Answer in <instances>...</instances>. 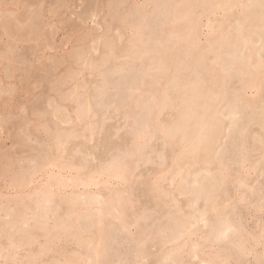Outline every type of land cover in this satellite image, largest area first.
Returning <instances> with one entry per match:
<instances>
[{
  "label": "rangeland",
  "instance_id": "374dc122",
  "mask_svg": "<svg viewBox=\"0 0 264 264\" xmlns=\"http://www.w3.org/2000/svg\"><path fill=\"white\" fill-rule=\"evenodd\" d=\"M221 1L222 5L216 4V0H0V250L4 248L6 251L7 248L11 250L10 252L7 251V253L5 250L2 251L1 255L3 254L4 256L0 258V264H13L15 260H27L29 257L35 258L37 253L40 257L39 252L41 250L43 251L41 252L42 254L40 253L43 264H47L52 257H61V254H69L68 252L71 250L80 251L84 256L88 255L86 259L89 260L88 257L92 253L86 254L89 252L83 249L86 246L85 239L87 237L85 236L89 235L90 237L91 232L94 231L95 233L100 227H103L102 229L100 228L101 232L103 229L105 230V232L103 230L100 239L105 238L100 241L101 245L103 244L101 248L103 252L100 251V248L98 252V255L99 253L101 255L106 253V258L99 256L101 261L103 260L102 262L119 261L126 258L135 260L137 258L138 251L121 234L123 226L120 220L124 214H120V212L125 213L126 210L131 212L132 209L131 207L125 209L122 193L120 190L118 192V189L114 187L118 182L112 181L111 185L101 183L100 189L102 191L100 193L103 196L101 204L89 202L88 205L78 200L79 198L77 199V193L85 191V188L80 185L77 189L66 188L64 192L62 191L63 193H60L59 197L56 192H53L59 198V201L51 205L47 201L48 204H46L45 199L41 201L42 203L39 202L41 200L40 197H46L41 190L43 195L37 190L39 196L34 197L33 195L37 194L36 191L33 194V190L30 187L21 188L18 185H23L25 178L38 168L31 163L30 157L33 155L34 149L25 143L24 136L30 133L34 138L43 141L46 138L48 127L54 130L53 143H55V137H61L67 145L66 151L59 150L54 152L51 159L54 157L53 161L55 160L54 162L56 163L58 162L62 165L67 163L69 165L66 166L69 167L76 165L75 168L78 167L79 169V163L85 158V155H94V158L102 159L114 147L123 148L131 144L132 137L122 130L130 128L134 124H142L150 126L152 129H157L165 125H175L184 122L181 125L185 124L183 126L190 131L191 140H196L199 135L201 122H207L210 126L209 140L202 148L204 151L201 149L197 158L174 157L171 148L166 150V154H168V169H166L165 176L167 177L168 188L176 193L178 199L187 200L191 198L195 200V197H203L204 200H210L211 205L215 202L212 206H215L217 201L222 205H227L229 201L237 196V191L241 186L240 181L243 180L248 188L255 189L256 199L252 207L242 205L234 208L237 223L243 225L241 226V238L243 237L244 239H240L239 243L242 245L248 244L250 236L252 239L250 232L253 228L255 231L253 235H258L264 225V220L261 219L258 207L261 183H264V167H262L264 165V114H262L264 99L261 97L260 90L258 92L248 91L247 94H244V98H241L239 92L242 93V88L250 84L259 72L261 73L260 66L262 60H264V8H261L260 0ZM205 5L208 6L206 7ZM207 11H210V15L213 18L210 22L213 23L211 24L216 31L214 30L215 34L213 36H215L211 39L212 41L207 43V48L203 49L193 39L191 42L189 41L188 34H186L187 31L183 27L187 25L189 19H198L204 13L208 14ZM238 20H240L239 23ZM173 26L178 29H174ZM135 28L141 31L136 34L133 32ZM171 29L175 32L171 31ZM259 40H263V42ZM94 47L95 51H93ZM97 53L99 54L97 55ZM164 59L166 60L165 62ZM97 60L100 63H96ZM80 73H83V75H79ZM69 74L74 79H69ZM60 82H62V85L71 84V88L60 90L58 87ZM74 87L76 88L74 89ZM196 88L198 90H195ZM97 89L102 90V95H97ZM182 91L184 94H182ZM73 93H76L75 100L72 99ZM191 98L193 99L191 100ZM251 101L253 102L251 103ZM235 102L239 103L240 110L243 113V134L237 129L232 130V133L229 132L228 127L221 124L219 122L220 118L217 116L218 112L227 115L230 104ZM21 109H24V111L21 112ZM39 121H43V123H38ZM133 122L134 124H132ZM29 124L32 126L29 127ZM151 148H155L154 150L157 152L165 151L163 145L158 142L153 143ZM169 152L170 154L172 152V154L170 155ZM59 155H61V158ZM225 166L226 169H224ZM190 169H198V171L191 173L193 181L199 175L198 186L186 183L189 180ZM142 171L145 176L150 174L160 176V174L157 175L160 173L159 170L154 169L151 165H142ZM178 171L180 173L181 171L183 172L185 183L182 185L180 180L177 179L176 187L173 189L172 179H169L173 175H169V173L177 172L175 173L176 175L173 174L179 177ZM24 172L27 173L25 174ZM70 173L75 176L76 171L73 169L70 172L65 169L59 174H63L61 176L66 178ZM78 173L81 178L86 179V176L80 170ZM23 176L25 177L23 178ZM58 177L63 178L59 175ZM16 179L23 180V182L20 183ZM12 181L13 188L10 187ZM160 181L162 185L165 183L164 176H161ZM134 188H136L135 191ZM20 189L21 191L25 189L26 192L24 190L21 194ZM92 191H96V187L92 186ZM16 192H19V194L17 195ZM120 193L122 200L119 198ZM131 193L135 196L139 195L136 200L140 211L144 212L146 209L151 211L157 208L158 205L155 199L144 196L143 190L139 186L131 188ZM117 196L119 199L115 200ZM107 198H109L110 206ZM31 199H34V202ZM120 200L123 203V207H121L122 203ZM16 201L22 205L19 206L20 203L18 204ZM107 202L108 204H106ZM12 203L14 204L12 205ZM37 203H40L39 206ZM35 204H37V209ZM26 205L27 207H25ZM116 205L118 206L116 207ZM187 206L185 203V208ZM203 206L201 204V207ZM94 207L96 210H94ZM43 208L44 210H42ZM98 208L102 209L105 217L101 213V209ZM160 208L167 214V209L163 205H160ZM12 209L15 212L10 211ZM93 210L94 212H92ZM5 211H8L6 215ZM31 211H34L33 215H31L33 221L31 217L29 218ZM45 211L49 212L48 217L41 218ZM110 211H112V214ZM113 212L115 215L117 212L119 213L117 216H113ZM98 213H101L102 219H104L103 222L105 221L104 223L107 226L102 224L98 228L97 225L94 230L93 227H90L92 224H97ZM119 214L122 216L118 217ZM19 216L21 218H18ZM25 216L29 218L28 229L25 228V223L22 222L26 218ZM28 218L24 221L27 222ZM95 218H97L96 222L94 221ZM45 221L47 225L44 224ZM257 223H259V227H256L255 224ZM69 226L71 229H69ZM144 227L146 230H151L150 227L152 226L148 224ZM84 229L87 233H84ZM77 230H79L80 234L76 232ZM120 230L121 232H119ZM23 231L34 233L37 236L33 237L32 241H29L32 242L29 243V246L26 245L20 251H17V256L13 258L11 254L14 249L16 251V246L11 247V244L15 242L14 245H16V240L18 243L23 242L21 241V236H19L24 234ZM262 231H264V228ZM44 235L46 236L44 237ZM50 235H53V237H50ZM50 238L52 242H50ZM45 242L48 243L50 249ZM81 243L83 248H81ZM119 243L122 244L119 245ZM45 246L50 251L43 250L42 248ZM125 247L126 249H124ZM83 250L86 251L84 252ZM45 251L46 253H44ZM256 251L260 256H258L260 260V254L264 252V249H261L258 244ZM92 256L93 259L96 257L93 254ZM252 257L251 259L256 261L254 253ZM93 259L92 261H95L98 258ZM193 260H195V257H193Z\"/></svg>",
  "mask_w": 264,
  "mask_h": 264
},
{
  "label": "snow or ice",
  "instance_id": "6c2138e0",
  "mask_svg": "<svg viewBox=\"0 0 264 264\" xmlns=\"http://www.w3.org/2000/svg\"><path fill=\"white\" fill-rule=\"evenodd\" d=\"M260 6L264 8V0H260ZM140 31L137 28L133 29L136 34ZM93 50L95 51V47ZM260 70L262 74L260 91L264 99V60L261 62ZM69 79H74L71 74ZM58 87L60 90L70 89L71 84L62 85L60 82ZM96 92L98 96L102 95L101 89H97ZM72 95L75 100L76 93ZM23 111L24 109H21V112ZM217 116L220 118L219 122L228 127L229 132L237 129L243 134V113L238 102L230 104L227 115L217 113ZM31 126L29 124V127ZM122 131L132 137V142L127 147L116 146L107 152L103 159L87 155L80 161V172L89 178L85 181V191L77 193V196L85 205H88L90 201L99 202L103 196L100 193V181L97 178L102 179L107 176L108 179L104 182L109 185L113 178L118 182L114 187L121 191L125 209L128 207L132 209L131 212L126 210L121 218L123 225L121 234L138 251L137 258L111 262L84 259L79 262H61V264H264V252H261L258 262L251 259L254 240L250 238L247 245L239 243L242 229L234 215V208L242 205L254 206L255 189L248 188L241 180L237 196L227 205H221L217 201V204L212 206L211 201L204 200L203 197L195 200L178 199L176 193L169 190L166 182L165 170L168 169L166 151L157 152L151 148L153 143L158 142L165 150L171 148L174 156L198 157L209 140L210 127L207 122H201L196 140H191L189 131L179 123L157 129L134 124ZM53 139L54 130L50 127L43 141L34 138L30 133L24 136L25 143L34 149L30 157L34 166L39 167L56 151H66L67 145L61 137H55V143ZM142 165H151L154 169H158L161 176H164L165 183L163 185L160 183L161 176L143 175ZM194 171L198 169H190L189 180L186 183L198 186L199 175L196 176L195 181L191 178V173ZM177 179L182 185L185 183L182 171L179 177L172 176L173 189L176 187ZM93 185L96 186V191H92ZM136 186L143 190L144 196L155 199L157 208L140 212L136 196L129 191ZM52 203L54 201L49 200V204ZM185 203L188 205L187 208ZM201 204L204 206L201 207ZM160 205L167 209V214L161 210ZM258 207L261 219L264 220V183H261ZM147 224L152 226L151 230L145 229L144 226ZM27 227L28 225H25V228ZM20 236L23 241V234ZM259 247L264 249V231L260 235ZM13 264H43V261L41 259L15 260Z\"/></svg>",
  "mask_w": 264,
  "mask_h": 264
},
{
  "label": "bare ground",
  "instance_id": "6f19581e",
  "mask_svg": "<svg viewBox=\"0 0 264 264\" xmlns=\"http://www.w3.org/2000/svg\"><path fill=\"white\" fill-rule=\"evenodd\" d=\"M197 1V0H196ZM226 1V0H225ZM243 1V0H242ZM248 1V0H247ZM182 2V1H181ZM205 2H207V1H205ZM210 2V1H209ZM217 2V3H216ZM216 2H214V3H216V4H218V5H222V1L221 0H216ZM233 2V1H232ZM162 3V2H161ZM171 3V2H170ZM241 3V2H240ZM185 4V3H184ZM227 4V3H226ZM233 4V3H232ZM141 5V4H140ZM241 5V4H240ZM135 6V5H134ZM206 6V5H205ZM208 6V5H207ZM206 6V7H207ZM244 6V5H243ZM153 7V6H152ZM174 7V6H173ZM194 7V6H193ZM202 7V6H201ZM180 8V7H179ZM231 8V7H230ZM176 9V8H175ZM218 9H219V7H218ZM216 10V9H215ZM231 10V9H230ZM175 11V10H174ZM188 11V10H187ZM147 12V11H146ZM198 12V11H197ZM205 12V11H204ZM208 12V11H207ZM218 12V11H217ZM178 13V12H177ZM206 13V12H205ZM203 14V15H201L198 19H192V20H190L189 19V22L187 23V25L186 26H184L183 28H185V30L187 31V33L186 34H188V37H189V41L191 42V40L193 39L194 41H196V43L197 44H199L200 46H201V48H203V49H205V48H207L206 46H207V43L208 42H210V41H212L211 39H213L214 38V36H213V34H215L214 33V27H213V23L212 22H210V21H212L213 20V18L211 17V15H210V11L208 12V14ZM213 13V12H212ZM221 13H223V12H221ZM198 14V13H197ZM180 15V14H179ZM182 15H184V14H182ZM186 15V14H185ZM193 15V14H192ZM221 15V14H220ZM236 17V16H235ZM178 18V17H177ZM190 18V17H189ZM243 18V17H242ZM241 18V19H242ZM168 19V18H167ZM176 19V18H175ZM174 20V19H173ZM220 20V19H219ZM175 21H177V20H175ZM226 21H227V19H226ZM236 21V20H235ZM239 21L240 20H238V23H239ZM187 22V21H186ZM216 22V21H215ZM148 23H150V22H148ZM171 23V22H170ZM212 23V24H211ZM217 23V22H216ZM248 23V22H247ZM137 24V23H136ZM176 24V23H175ZM234 24V23H233ZM170 25V24H169ZM183 25V24H182ZM3 26V25H2ZM127 26V25H126ZM250 26V25H249ZM251 26H252V24H251ZM134 27V26H133ZM171 27V26H170ZM182 27V26H181ZM234 27V26H233ZM173 28H174V26H173ZM237 28V27H236ZM249 28V27H248ZM254 28V27H253ZM116 29H118V28H116ZM151 29V28H150ZM163 29V28H162ZM174 29H178L177 27H175ZM234 29V28H233ZM238 29V28H237ZM171 31H173L172 29H171ZM185 31V32H186ZM216 31V30H215ZM227 31V30H226ZM253 31V30H252ZM255 31V30H254ZM173 32H175V31H173ZM173 32H171V33H173ZM180 32V31H179ZM221 32V31H220ZM257 32V31H256ZM103 33V32H102ZM101 34V33H100ZM102 35V34H101ZM256 35V34H255ZM91 36V35H90ZM106 36V35H105ZM183 36V35H182ZM244 37V36H243ZM250 37V36H249ZM185 38H186V36H185ZM220 38V37H219ZM227 38V37H226ZM240 38V37H239ZM177 39V38H176ZM105 40V39H104ZM135 40V39H134ZM184 40V39H183ZM217 40V39H216ZM236 40V39H235ZM161 41V40H160ZM250 41V40H249ZM260 42H263V40L261 41V40H259ZM135 42V41H134ZM159 42V41H158ZM165 42V41H164ZM233 42V41H232ZM145 43V42H144ZM222 43H223V41H222ZM108 45V44H107ZM137 45H139V44H137ZM144 45V44H143ZM170 45V44H169ZM222 45V44H221ZM223 45H226V44H223ZM247 45V44H246ZM109 46V45H108ZM157 46H159V45H157ZM175 46V45H174ZM173 46V47H174ZM247 47V46H246ZM168 48V47H167ZM232 48H234V47H232ZM257 48V47H256ZM171 49H173V48H171ZM142 50V49H141ZM161 50H163V49H161ZM166 50H168V49H166ZM207 50V49H206ZM248 50V49H247ZM94 51V50H93ZM160 51V50H159ZM184 51V50H183ZM256 51V50H255ZM165 52V51H164ZM174 52V51H173ZM176 52H177V50H176ZM209 52V51H208ZM142 53V52H141ZM188 53V52H187ZM159 54V53H158ZM169 54V53H168ZM175 54V53H174ZM224 54V53H223ZM237 54H238V52H237ZM103 55V54H102ZM101 55V56H102ZM106 55V54H105ZM141 55V54H140ZM139 55V56H140ZM165 55V54H164ZM189 55V54H188ZM89 56V55H88ZM145 56V55H144ZM185 56V55H184ZM197 56V55H196ZM218 56V55H217ZM127 57V56H126ZM132 57V56H131ZM131 57H130V59H131ZM198 57V56H197ZM208 57V56H207ZM238 57V56H237ZM101 58V57H100ZM118 58V57H117ZM121 58V57H120ZM123 58V57H122ZM191 58V57H190ZM189 58V59H190ZM213 58V57H212ZM242 58V57H241ZM263 58V57H262ZM109 59V58H108ZM134 59V58H133ZM137 59H139V58H137ZM184 59V58H183ZM218 59V58H217ZM260 59V58H259ZM92 60H93V58H92ZM122 60V59H121ZM177 60V59H176ZM241 60V59H240ZM90 61V60H89ZM107 61V60H106ZM161 61V60H160ZM166 60L164 59V62H165ZM178 61V60H177ZM225 61H227V60H225ZM255 61V60H254ZM257 61V60H256ZM97 62H99L98 60L96 61V63ZM102 62V61H101ZM105 62V61H104ZM129 62V61H128ZM163 62V63H164ZM173 62V61H172ZM176 62V61H175ZM199 62V61H198ZM211 62V61H210ZM228 62V61H227ZM91 63V62H90ZM100 63V62H99ZM103 63V62H102ZM167 63V62H166ZM218 63V62H217ZM94 64V63H93ZM169 64V63H168ZM173 64V63H172ZM179 64V63H178ZM89 65V64H88ZM91 66H92V64H90ZM97 65V64H96ZM102 65V64H101ZM100 65V66H101ZM162 65V64H161ZM224 66V65H223ZM93 67H95V66H93ZM117 67V66H116ZM115 67V68H116ZM138 67V66H137ZM177 67V66H176ZM226 67H228V66H226ZM129 68V67H128ZM143 68V67H142ZM186 68V67H185ZM213 68V67H212ZM97 69V68H96ZM140 69V68H139ZM154 69V68H153ZM157 69V68H156ZM223 69V68H222ZM231 69V68H230ZM112 70H113V67H112ZM152 70V69H151ZM163 70H165V69H163ZM179 70V69H178ZM110 71V70H109ZM143 71V70H142ZM100 72V71H99ZM104 72V71H103ZM131 72V71H130ZM214 72V71H213ZM230 72V71H229ZM241 72V71H240ZM101 73V72H100ZM110 73V72H109ZM144 73V72H143ZM147 73V72H146ZM174 73V72H173ZM211 73V72H210ZM231 73V72H230ZM242 73V72H241ZM72 74V73H71ZM75 74V73H74ZM90 74V73H89ZM99 74V73H98ZM130 74V73H129ZM212 74V73H211ZM80 75V74H79ZM96 75V74H95ZM144 75V74H143ZM183 75V74H182ZM226 75V74H225ZM104 76V75H103ZM133 77V76H132ZM153 77V76H152ZM162 77V76H161ZM169 77V76H168ZM158 78V77H157ZM165 78V77H164ZM171 78V77H170ZM174 78V77H173ZM127 79V78H126ZM130 79H131V77H130ZM142 79V78H141ZM167 79H169V78H167ZM188 79V78H187ZM220 79V78H219ZM82 80V79H81ZM158 80V79H157ZM178 80V79H177ZM182 80V79H181ZM213 80V79H212ZM261 80H262V74L259 72L255 77H254V79H253V81L250 83V84H248V85H246V86H244L242 89H243V92L242 93H240L239 92V94H241V98H244V94H247V92L248 91H259L260 90V84H261ZM90 81V80H89ZM96 81V80H95ZM112 81V80H111ZM224 81V80H223ZM234 81V80H233ZM103 82H105V81H103ZM108 82V81H107ZM144 82V81H143ZM155 82V81H154ZM183 82V81H182ZM136 83V82H135ZM166 83V82H165ZM164 83V84H165ZM210 83V82H209ZM77 84V83H76ZM85 84V83H84ZM88 84H90V83H88ZM152 84V83H151ZM159 84V83H158ZM183 84V83H182ZM228 84V83H227ZM230 84V83H229ZM83 85V84H82ZM113 85V84H112ZM129 85V84H128ZM84 86V85H83ZM141 86H142V84H141ZM229 86V85H228ZM130 87V86H129ZM185 87V86H184ZM220 87V86H219ZM76 87H74V89H75ZM78 88V87H77ZM80 88V87H79ZM193 89V88H192ZM200 89V88H199ZM58 90V89H57ZM89 90V89H88ZM195 90H198L197 88L195 89ZM211 90V89H210ZM66 91V90H65ZM65 91H63V92H65ZM75 91V90H74ZM73 91V92H74ZM156 91V90H155ZM162 91V90H161ZM185 91H186V89H185ZM225 91V90H224ZM150 92V91H149ZM203 92V91H202ZM126 93V92H125ZM200 93V92H199ZM79 94V93H78ZM92 94H93V92H92ZM147 94V93H146ZM169 94V93H168ZM182 94H184L183 93V91H182ZM125 95V94H124ZM123 95V96H124ZM150 95V94H149ZM181 95V94H180ZM79 96V95H78ZM129 96V95H128ZM146 96V95H145ZM176 96H178V95H176ZM195 96V95H194ZM80 97V96H79ZM87 97V96H86ZM93 97V96H92ZM98 97V96H97ZM136 97V96H135ZM157 97V96H156ZM167 97V96H166ZM218 98H219V96H217ZM123 98V97H122ZM130 98V97H129ZM150 98V97H149ZM228 98V97H227ZM73 99V98H72ZM124 99V98H123ZM154 99H155V97H154ZM193 98H191V100H192ZM199 99V98H198ZM209 99V98H208ZM50 100V99H49ZM71 100V99H70ZM105 100V99H104ZM219 100V99H218ZM240 100V99H239ZM64 101V100H63ZM149 101H150V99H149ZM176 101V100H175ZM179 101V100H178ZM189 101V100H188ZM194 101V100H193ZM217 101V100H216ZM261 101V100H260ZM82 102V101H81ZM84 102V101H83ZM123 102V101H122ZM221 102V101H220ZM253 101H251V103H252ZM128 103V102H127ZM137 103V102H136ZM179 103V102H178ZM205 103V102H204ZM203 103V104H204ZM207 103V102H206ZM242 103V102H241ZM56 104V103H55ZM59 104V103H58ZM105 104H106V102H105ZM181 104V103H180ZM190 104V103H189ZM220 104V103H219ZM249 104V103H248ZM262 104V103H261ZM89 105V104H88ZM177 105V104H176ZM227 105V104H226ZM164 106V105H163ZM201 106V105H200ZM207 106H208V104H207ZM110 107V106H109ZM204 107V106H203ZM227 107H228V105H227ZM57 108V107H56ZM75 108V107H74ZM107 108H108V106H107ZM195 108V107H194ZM88 109V108H87ZM150 109V108H149ZM71 110V109H70ZM108 110V109H107ZM120 110V109H119ZM146 111H147V109H145ZM186 110V109H185ZM213 110V109H212ZM67 111V110H66ZM112 111V110H111ZM117 111V110H116ZM144 111V110H143ZM159 111V110H158ZM206 111V110H205ZM216 111V110H215ZM61 112V111H60ZM64 112V111H63ZM77 112V111H76ZM84 112V111H83ZM82 112V113H83ZM87 112V111H86ZM188 112V111H187ZM242 112V111H241ZM261 112V111H260ZM75 113V112H74ZM144 113H145V111H144ZM149 113V112H148ZM189 113V112H188ZM207 113V112H206ZM205 113V115H207ZM216 113V112H215ZM219 113V112H218ZM193 114V113H192ZM65 115V114H64ZM68 115V114H67ZM92 115H93V113H92ZM99 115V114H98ZM158 115H160V114H158ZM205 115H204V117H205ZM246 115V114H245ZM75 117H76V115H74ZM102 116V115H101ZM197 116V115H196ZM200 117V116H199ZM210 117V116H209ZM44 118V117H43ZM60 118V117H59ZM72 118H73V116H72ZM103 118V117H102ZM123 118H124V116H123ZM191 118H192V116H191ZM194 118H196V117H194ZM251 118V117H250ZM58 119V118H57ZM79 119V118H78ZM193 119V118H192ZM261 119V118H260ZM70 120V119H69ZM101 121H102V119H100ZM136 120V119H135ZM179 120H181V119H179ZM202 120V119H201ZM247 120V119H246ZM255 120V119H254ZM264 120V119H263ZM208 121V120H207ZM67 122V121H66ZM69 122V121H68ZM143 122V121H142ZM145 122V121H144ZM182 122V121H181ZM204 122V121H203ZM244 122V121H243ZM63 123V122H62ZM96 123V122H95ZM128 123H129V121H128ZM137 123V122H136ZM177 123V122H176ZM182 123H184V122H182ZM181 123V124H182ZM198 123H199V121H198ZM197 123V124H198ZM253 123V122H252ZM99 124V123H98ZM132 124H134V122L132 123ZM210 124H211V122H210ZM94 125V124H93ZM130 125V124H129ZM140 125V124H139ZM142 125V124H141ZM183 125H185V124H183ZM251 125V124H250ZM166 126V125H165ZM195 126H197V125H195ZM212 126H213V124H212ZM211 126V127H212ZM222 126V125H221ZM88 127V126H87ZM101 127V126H100ZM103 127V126H102ZM210 127V126H209ZM248 127V126H247ZM198 128V127H197ZM217 128V127H216ZM215 128V129H216ZM221 128V127H220ZM60 129V128H59ZM252 129V128H251ZM104 130V129H103ZM197 130V129H196ZM225 130V129H224ZM234 130V129H233ZM260 130H261V128H260ZM70 131H71V129H70ZM73 131V130H72ZM91 131V130H90ZM193 131H195V130H193ZM219 131V130H218ZM56 132V131H55ZM78 132V131H77ZM190 132V131H189ZM248 132V131H247ZM262 132V131H261ZM27 133V132H26ZM73 133V132H72ZM76 133V132H75ZM196 133V132H195ZM232 133V132H231ZM56 134V133H55ZM190 134V133H189ZM192 134H193V132H192ZM211 134V133H210ZM65 135V134H64ZM71 135V134H70ZM102 135H104V134H102ZM254 135V134H253ZM257 135V134H256ZM72 136V135H71ZM211 137H212V135H210ZM247 136V135H246ZM82 137V136H81ZM86 137V136H85ZM84 137V138H85ZM258 137V136H257ZM20 138V137H19ZM64 138H65V136H64ZM86 138H88V137H86ZM91 138H92V136H91ZM129 138V137H128ZM259 138H261V137H259ZM24 139V138H23ZM240 139V138H239ZM242 139V138H241ZM244 139V138H243ZM103 140V139H102ZM132 140V139H131ZM22 141V140H21ZM125 141H126V139H125ZM128 141V140H127ZM215 141V140H214ZM108 142V141H107ZM124 142V141H123ZM210 142V141H209ZM244 142V141H243ZM256 142V141H255ZM81 143H83V142H81ZM117 143V142H116ZM131 143V142H130ZM224 143V142H223ZM103 144V143H102ZM209 144V143H208ZM225 144V143H224ZM230 144V143H229ZM228 144V145H229ZM239 144V143H238ZM111 145V144H110ZM85 146V145H84ZM97 146V145H96ZM100 146V145H99ZM209 146V145H208ZM220 146V145H219ZM232 146V145H231ZM79 147H81V146H79ZM87 147V146H86ZM89 147V146H88ZM249 147V146H248ZM111 148V147H110ZM260 148V147H259ZM96 149V148H95ZM155 149V148H154ZM210 149V148H209ZM245 149H246V147H245ZM93 150V149H92ZM203 150V149H202ZM244 150V149H243ZM259 150V149H258ZM80 151V150H79ZM82 151H83V149H82ZM166 151V150H165ZM204 151V150H203ZM227 151V150H226ZM58 152V151H57ZM105 152V151H104ZM107 152V151H106ZM59 153H61V152H59ZM76 153V152H75ZM87 153H89V152H87ZM92 153V152H91ZM97 153H98V151H97ZM101 153V152H100ZM203 153V152H202ZM227 153V152H226ZM55 154H57V153H55ZM77 154V153H76ZM93 154V153H92ZM169 154H170V152H169ZM171 154H172V152H171ZM170 154V155H171ZM204 154V153H203ZM202 154V155H203ZM217 154V153H216ZM220 154H222V153H220ZM231 154V153H230ZM81 155V154H80ZM168 155V154H167ZM223 155V154H222ZM256 155V154H255ZM56 156V155H55ZM60 156V158H61V155H59ZM94 156V155H93ZM97 156V155H96ZM233 156V155H232ZM261 156V155H260ZM28 157V156H27ZM26 157V158H27ZM85 157H86V155H85ZM98 157H100V158H102L101 156H98ZM175 157V156H174ZM243 157V156H242ZM241 157V158H242ZM59 158V157H58ZM80 158V157H79ZM197 158V157H196ZM206 158V157H205ZM223 158V157H222ZM53 159H54V157H53ZM53 159H46V161L45 162H42V164L38 167V168H34L35 170L34 171H32L30 174H29V176L27 177V178H25V180H24V183H23V185H20V184H18L21 188L22 187H25V188H27V187H30L33 191H32V193L34 194V191H36V193L38 192L37 190H41L42 192H43V194H44V196H46V197H40V203H42L41 201L43 200V199H45V202L47 201V202H49V200H52V201H54V202H58L59 200V198H57L56 196H55V193H53V192H56V195L59 197V195H60V193H63L64 192V190L66 189V188H69V187H71V188H73V189H77L78 188V186L80 185V186H83L84 188H85V181H87L88 180V176H86V179L84 180L83 178H81V175L78 173V171H79V169H78V167L77 168H75V166L74 167H69V166H66V165H69V164H65V165H62V164H59L58 162L56 163V162H54L53 161ZM103 159V158H102ZM176 159V158H175ZM174 159V160H175ZM262 159V158H261ZM59 160V159H58ZM63 160H65V159H63ZM173 160V161H174ZM258 160V159H257ZM264 160V159H263ZM56 161H57V158H56ZM60 161V160H59ZM194 161V160H193ZM241 161V160H240ZM254 161V160H253ZM177 162V161H176ZM208 162V161H207ZM223 162V161H222ZM226 162V161H225ZM65 163V162H64ZM74 163V162H73ZM188 163V162H187ZM71 164V163H70ZM80 164V163H79ZM205 164V163H204ZM226 164V163H225ZM72 165V164H71ZM185 165H188V164H185ZM184 165V166H185ZM197 165V164H196ZM206 165H207V163H206ZM248 165V164H247ZM247 165H246V167H247ZM181 166V165H180ZM192 166V165H191ZM233 166V165H232ZM8 167V166H7ZM194 167H195V164H194ZM197 167V166H196ZM256 167V166H255ZM1 168V167H0ZM31 169V168H30ZM55 169H56V172H55ZM65 169H68V171H70L71 172V170H75L76 171V173H75V176H72L71 175V173H70V175L68 176V177H64V176H61V175H63V174H59V173H61L63 170H65ZM224 169H226V166H225V168ZM241 169V168H240ZM249 169V168H248ZM22 170V169H21ZM152 170V169H151ZM178 170V169H177ZM187 170H188V168H187ZM214 170V169H213ZM233 170V169H232ZM24 171V170H23ZM236 171V170H235ZM249 171V170H248ZM21 172V171H20ZM19 172V173H20ZM55 172V173H54ZM151 172V171H150ZM165 172H166V170H165ZM179 172V174H180V171H178ZM221 172V171H220ZM223 172V171H222ZM15 173V172H14ZM18 173V174H19ZM22 173V172H21ZM25 173V172H24ZM23 173V174H24ZM27 173V172H26ZM25 173V174H26ZM174 173V172H173ZM172 173V175H174L175 173H177V172H175L174 174ZM212 173H213V171H212ZM263 173V172H262ZM55 174H57L56 176H55ZM160 173H158L157 175H159ZM167 174V173H166ZM217 174V173H216ZM231 174V173H230ZM256 174V173H255ZM260 174V173H259ZM15 175H17V173H15ZM21 175V174H20ZM52 175H54V176H52ZM58 175L60 176V177H63L62 179L61 178H59L58 177ZM176 175V174H175ZM184 175V174H183ZM207 175V174H206ZM240 175H242L241 173H240ZM258 175V174H257ZM1 176V175H0ZM160 176H161V174H160ZM246 176V175H245ZM13 177H15L14 175H13ZM18 177V176H17ZM21 177V176H20ZM25 176H23V178H24ZM205 177V176H204ZM208 177V176H207ZM263 177V176H262ZM22 178V177H21ZM239 178V177H238ZM20 179V178H19ZM99 181H100V184L101 183H104V184H106L104 181H106L107 179H108V177L107 176H105V177H103L102 179L101 178H97ZM169 179L171 180L172 178H171V176L169 177ZM15 180V179H14ZM17 180V179H16ZM17 181H19L20 183H22L23 182V180H17ZM112 181H115V179L113 178V180ZM163 181V180H162ZM117 181H115V183H116ZM161 182V181H160ZM231 182V181H230ZM171 183V182H170ZM256 183V182H255ZM17 184V183H16ZM162 184V183H161ZM210 184V183H209ZM214 184H216V183H214ZM230 184H232V183H230ZM12 185H13V181H12V183H11V186H10V184H9V186L10 187H12ZM113 185H114V183H113ZM18 186V187H19ZM94 187H96L95 185H93ZM169 186V185H168ZM218 186V185H217ZM2 187V186H1ZM14 187V186H13ZM12 187V188H13ZM17 187V186H16ZM191 187V186H190ZM201 187V186H200ZM207 187V186H206ZM210 187H211V184H210ZM214 187H216V186H214ZM232 187V186H231ZM5 188V187H4ZM29 188V189H30ZM71 188H69V189H71ZM180 188H181V186H180ZM197 188V187H196ZM219 188V187H218ZM19 189V188H18ZM18 189H17V191H18ZM135 189L136 188H134V191H135ZM214 189V188H213ZM229 189V188H228ZM13 190V189H12ZM25 190V189H24ZM24 190L22 189V191L24 192ZM130 190V192H131V188L129 189ZM176 190H177V188H176ZM186 190H187V188H186ZM185 190V191H186ZM200 190V189H199ZM230 190V189H229ZM257 190V189H256ZM22 191H21V189H20V192H21V194H22ZM41 191L39 192L40 194H42L41 193ZM63 191V192H62ZM102 190L100 189V192H101ZM228 191V190H227ZM258 191V190H257ZM25 192H26V190H25ZM29 192V191H28ZM31 192V191H30ZM52 192V193H51ZM118 192H119V190H118ZM211 192V191H210ZM209 192V193H210ZM234 192V191H233ZM17 193V195L19 194V192H16ZM16 193H13V194H16ZM112 193V192H111ZM116 193H117V191H116ZM142 193V192H141ZM180 193V192H179ZM23 194H25V193H23ZM42 194V195H43ZM204 194V193H203ZM227 194V193H226ZM258 194V193H257ZM28 195H30V194H28ZM28 195H26V196H28ZM39 196V194L37 193V194H35V195H33L34 197L35 196ZM73 195V194H72ZM115 195V194H114ZM117 195H118V193H117ZM141 195V194H140ZM178 195V194H177ZM190 195V194H189ZM193 195V194H192ZM69 196H70V194H69ZM76 196V195H75ZM109 196V195H108ZM116 196V195H115ZM139 195H137L136 197H138ZM213 196V195H212ZM17 197V196H16ZM114 197V196H113ZM12 198V197H11ZM27 198V197H26ZM105 198V197H104ZM119 198H121V193H120V196H119ZM118 198V196L115 198V200H118L119 199ZM141 198V197H140ZM195 198H197V197H195ZM204 198H206V197H204ZM35 199V198H34ZM34 199H31L32 201L34 200ZM77 199H78V197H77ZM108 199V202H109V198H107ZM114 199V198H113ZM112 199V201H114ZM22 200H23V198H22ZM63 200V199H62ZM72 200V199H71ZM74 200H75V198H74ZM79 200V199H78ZM110 200H111V198H110ZM121 200H122V198H121ZM120 200V202L122 203V201ZM14 201V200H13ZM17 201H19V200H17ZM16 201V202H17ZM37 201V200H36ZM111 201V202H112ZM140 201V200H139ZM153 201V200H152ZM227 201V200H226ZM257 201V200H256ZM12 202V201H11ZM29 202V201H28ZM34 202V201H33ZM46 202V204H48ZM67 202H69V201H67ZM91 202V201H90ZM108 202L106 203V204H108ZM228 202V201H227ZM18 203V202H17ZM16 203V204H17ZM20 203V202H19ZM18 203V204H19ZM23 203V202H22ZM30 203V202H29ZM40 203H37L38 204V206H39V204ZM103 203H105V202H103ZM124 203V202H123ZM123 203L121 204V207H123L122 205H123ZM156 203V202H155ZM6 204V203H5ZM14 203H12V205H13ZM23 204H25V203H23ZM37 204H35V208L37 207L36 205ZM73 204V203H72ZM91 204V203H90ZM97 204H101V201H99V202H97ZM187 204V203H186ZM213 204H215V202L213 203ZM212 204V205H213ZM2 205V204H1ZM7 205H9V204H7ZM22 204L20 203V205L19 206H21ZM44 205V204H43ZM55 205V204H54ZM58 205V204H57ZM112 205V204H111ZM125 205V204H124ZM144 205V204H143ZM151 205V204H150ZM222 205V204H221ZM10 206V205H9ZM18 206V207H19ZM109 206H110V202H109ZM118 205H116V207H117ZM142 206V205H141ZM146 206V205H145ZM153 206V205H152ZM156 206V205H155ZM17 207V206H16ZM25 207H27V205L25 206ZM24 207V208H25ZM33 207V206H32ZM52 207V206H51ZM56 207H58V206H56ZM103 207V206H102ZM101 207V208H102ZM106 207H108V206H106ZM115 207V206H114ZM120 207V208H121ZM4 208V207H3ZM11 208V207H10ZM40 208H41V206H40ZM50 208V207H49ZM101 208H98V209H101ZM113 208V207H112ZM130 208V207H129ZM142 208V207H141ZM257 208V207H256ZM6 209V208H5ZM37 209V208H36ZM92 209V208H91ZM103 209V208H102ZM102 209H101V213H102ZM109 209H111L110 207H109ZM144 209V208H143ZM24 210V209H23ZM26 210H27V208H26ZM33 210V209H32ZM42 210H44V208L42 209ZM81 210V209H80ZM87 210V209H86ZM94 210H96V208L94 207ZM94 210L92 211V212H94ZM104 210H105V208H104ZM147 210V209H146ZM164 210V209H163ZM255 210H257V209H255ZM10 211H13V209L12 210H10ZM29 211V210H28ZM52 211V210H51ZM64 211V210H63ZM90 211V210H89ZM116 211H118L117 209H116ZM123 211V210H122ZM3 212V211H2ZM6 212H8V211H5V215H6ZM13 212H15V211H13ZM12 212V213H13ZM22 212V211H21ZM35 212H37V211H35ZM53 212V211H52ZM52 212H50V213H52ZM66 212H67V210H66ZM70 212V211H69ZM91 212V211H90ZM100 212V211H99ZM106 212V211H105ZM111 212V214H112V211H110ZM109 212V213H110ZM115 212V211H114ZM114 212H113V216L115 215L114 214ZM124 212V211H123ZM140 212H142V211H140ZM24 213H25V211H24ZM33 213H34V211L32 212L31 211V213H30V216H29V218L31 217V215H33ZM48 211H45L42 215H41V218H47L48 217ZM96 213V212H95ZM101 213L99 214V217H98V220H97V224H92L90 221H92V220H90L89 222L92 224V226L90 227V228H92L93 227V229L95 230L96 228L95 227H97V225H98V228L103 224V226H107L104 222H103V220L104 219H102V216H101ZM108 213V215H110ZM119 212H117V214H118ZM166 213V212H165ZM20 214V213H19ZM71 214V213H70ZM73 214H74V212H73ZM72 214V215H73ZM88 214H89V212H88ZM98 214H96L97 216H98ZM103 214V213H102ZM117 214L115 215V216H117ZM120 214H124V213H121L120 212ZM118 215V217H120V216H122V215ZM21 215H22V213H21ZM20 215V216H21ZM29 215V214H28ZM55 215V214H54ZM64 215V214H63ZM62 215V216H63ZM68 215H69V213H68ZM71 215V216H72ZM82 215V214H81ZM89 215H91V214H89ZM88 215V216H89ZM106 215H107V213H106ZM239 215V214H238ZM17 216V215H16ZM18 217V218H21V217ZM52 216V215H51ZM65 216V215H64ZM66 216H67V214H66ZM75 216V215H74ZM87 216V215H86ZM93 216V215H92ZM103 216H104V214H103ZM26 217V216H25ZM24 217V218H25ZM37 217V216H36ZM60 217V216H59ZM105 217V216H104ZM111 217H112V215H111ZM117 217V218H118ZM17 218V219H18ZM26 218H28V217H26ZM26 218L25 219H23L22 220V222L23 223H25V225H28L27 223H28V221H29V218L27 219V222H25L26 221ZM35 218V217H34ZM38 218V217H37ZM117 218H116V220H117ZM239 218H240V215H239ZM254 218V217H253ZM76 219V218H75ZM91 219V218H90ZM97 218H95L94 219V221L96 220ZM11 220V219H10ZM25 220V221H24ZM31 220H32V217H31ZM50 220V219H49ZM67 220V219H66ZM77 220H78V218H77ZM239 220V219H238ZM20 221V220H19ZM33 221V220H32ZM35 221V220H34ZM41 221V220H40ZM69 221V220H68ZM258 221V220H257ZM36 222H37V219H36ZM62 222V221H61ZM96 222V221H95ZM103 222V223H102ZM120 222H121V220H120ZM241 222H242V220H241ZM15 223V222H14ZM47 222L45 221L44 222V224H46ZM54 223V222H53ZM7 224V223H6ZM80 224V223H79ZM89 224V223H88ZM105 224V225H104ZM241 224V223H240ZM14 225V224H13ZM36 225V224H35ZM47 225V224H46ZM46 225H45V227H46ZM49 225V224H48ZM69 225V224H68ZM77 225H78V223H77ZM148 225V224H147ZM256 225V227H259L260 225H259V223H257V224H255ZM51 226V225H50ZM64 226V225H63ZM81 226V225H80ZM123 226V225H122ZM241 226H243V225H241ZM29 227V226H28ZM59 227V226H58ZM86 227V226H85ZM21 228V227H20ZM56 228V227H55ZM60 228V227H59ZM63 228V227H62ZM78 228V227H77ZM82 228H83V226H82ZM101 228V227H100ZM99 228V230H97L95 233H94V231L93 232H91V231H88V232H91V235H90V237H89V235H87V236H85V237H87L86 239H85V245L86 246H84V248H83V245H82V240H81V248H83V249H86L87 250V252H89V253H86V254H90V253H92L93 255H95L96 257H94V259H97V260H99L100 258H99V256L101 255L100 253H99V255H98V252H99V248H100V251H102V245H101V243H100V241H102V240H104L103 238H102V240H100L101 239V236H102V232H103V230H102V232H101V229L103 228H101L100 229ZM112 228V227H111ZM113 228H114V225H113ZM119 228V227H118ZM120 228H121V226H120ZM151 228V227H150ZM263 228H264V225H263ZM263 228L261 229V231H259V233H258V235L257 236H255V235H253V233L255 232L254 231V228L252 229V231L250 232V231H248V232H250V235H252V240H254V242H255V244H254V250H253V253H254V255H255V259H256V261L258 262L259 261V259H258V256H259V254L257 253V251H256V247H257V245L260 243V235H261V232H262V230H263ZM11 229V228H10ZM28 229V228H27ZM33 229V228H32ZM40 229V228H39ZM65 229V228H64ZM69 229H71L70 228V226H69ZM76 229V228H75ZM74 229V230H75ZM149 229V228H148ZM2 230V229H1ZM59 230V229H58ZM80 230V229H79ZM79 230H77L76 232L77 233H79L78 231ZM82 230V229H81ZM90 230V229H89ZM3 231V230H2ZM30 231V230H29ZM44 231V230H43ZM53 231V230H52ZM83 231V230H82ZM86 230L84 229V233H87V231L85 232ZM107 231V230H106ZM111 231V230H110ZM24 232V231H23ZM62 232H64V231H62ZM71 232V231H70ZM81 232V231H80ZM104 232H105V230H104ZM119 232H121V230L119 231ZM243 232L245 233V231L243 230ZM48 233H50V232H48ZM58 233H59V231H58ZM92 233H94L93 235H92ZM117 233V232H116ZM54 234V233H53ZM56 234H57V231H56ZM64 234V233H63ZM80 234V233H79ZM79 234H78V237H79ZM81 234H83L82 232H81ZM115 234V233H114ZM248 234V233H247ZM257 234V233H256ZM4 236V235H3ZM20 236V235H19ZM35 236H37V235H35L34 233L32 234V233H28L27 231L26 232H24V234H23V238H25L24 240H23V242L21 243H18V241L16 240V239H14V240H16V251H15V249L13 250V253L11 254V256L14 258L15 256H17V249H21L22 247H24V246H26V245H28L29 246V243H32V242H29V241H32V239H33V237H35ZM46 235H44V237H45ZM56 236V235H55ZM42 237V236H41ZM48 237V236H47ZM50 237H53V235L51 236L50 235ZM57 237V236H56ZM68 237V236H67ZM72 237H74V236H72ZM77 237V236H76ZM77 237V238H78ZM119 237V236H118ZM120 238V237H119ZM119 238H116V239H119ZM123 238H124V236H123ZM250 238H251V236H250ZM18 239L20 240V238L18 237ZM31 239V240H30ZM112 239V238H111ZM122 239V238H121ZM125 239V238H124ZM242 240L244 239L243 237L241 238ZM10 240V239H9ZM56 240H58V239H56ZM246 240V239H245ZM11 241H12V239H11ZM75 241H76V239H75ZM114 241V240H113ZM119 241V240H118ZM241 241V240H240ZM50 242H52L51 241V238H50ZM117 242V241H116ZM249 242V241H248ZM15 243V242H14ZM13 243V244H14ZM46 243V242H45ZM105 243V242H104ZM11 244V243H10ZM13 244H11V247L13 246ZM38 244V243H37ZM47 245V247H49V245H48V243H46ZM53 244V243H52ZM122 244V243H121ZM120 243H119V245H121ZM31 245V244H30ZM38 245H40V244H38ZM89 245H91V248H89ZM100 245H101V247H100ZM112 245H114V244H112ZM242 245V244H241ZM43 247L42 249L43 250H49L50 249V247H49V249L47 248V247ZM77 246V245H76ZM118 246V245H117ZM2 247V246H1ZM39 247V246H38ZM113 247V246H112ZM2 248H4V247H2ZM1 248V249H2ZM80 248V247H79ZM104 248V247H103ZM115 248H116V246H115ZM118 248V247H117ZM41 249V248H40ZM51 249H52V247H51ZM124 249H126V247L124 248ZM3 250H5L6 251V249L4 248V249H2V250H0V258L1 257H3L4 255L2 254L1 255V253H2V251ZM85 250V251H86ZM106 250V249H105ZM128 250V249H127ZM131 250V249H130ZM132 250H133V248H132ZM7 251H11L10 250V248H7ZM7 251H6V253H7ZM37 251H38V249H37ZM50 251V250H49ZM52 252H55V251H53V250H51ZM84 251V250H83ZM84 251V252H85ZM108 251V250H107ZM116 251H117V249H116ZM26 252V251H25ZM41 252H43L42 250H41ZM41 252H39V255H40V257L38 256V253L37 254H35L36 256H37V258H36V256L33 254V256H35V258H30L29 257V259H27V260H31V259H41ZM66 252V251H65ZM71 252V253H70ZM70 252H68L69 254H61V257H57V256H55V257H52V259H50V260H48V262H47V264L49 263V264H54V263H56V264H61V262H71V261H76V262H79V261H81V260H84V259H86V256H88V255H86V256H84V254L83 253H81L80 251H70ZM103 252V251H102ZM118 252V251H117ZM121 252V251H120ZM131 252V251H130ZM41 253V254H40ZM44 253H46V251L44 252ZM58 253V252H57ZM123 253V252H122ZM132 253V252H131ZM92 254H91V256L90 257H92V258H90V257H88L89 258V260H92L93 259V256H92ZM110 254V253H109ZM120 254V253H119ZM125 254H127V253H125ZM129 254V253H128ZM47 255V254H46ZM115 255V254H114ZM129 255H131V254H129ZM261 255V254H260ZM26 256V255H25ZM101 256H106V253H105V255H104V253H103V255H101ZM108 256V255H107ZM253 256V255H252ZM103 257V258H104ZM112 257V256H111ZM110 257V258H111ZM117 257V256H116ZM125 257H126V255H125ZM124 257V258H125ZM129 257V256H128ZM260 257V256H259ZM6 258V257H5ZM106 258V257H105ZM109 258V257H108ZM120 258H121V256H120ZM131 258H133V257H131ZM253 258V257H252ZM93 259V260H94ZM126 260H128V258H126ZM129 260H130V258H129ZM133 260V259H132ZM254 260V259H253ZM100 261H101V259H100ZM103 261V260H102ZM101 261V262H102ZM0 262H1V260H0Z\"/></svg>",
  "mask_w": 264,
  "mask_h": 264
}]
</instances>
